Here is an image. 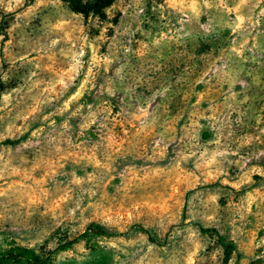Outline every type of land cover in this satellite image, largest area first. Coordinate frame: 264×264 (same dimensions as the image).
Segmentation results:
<instances>
[{
  "label": "clouds",
  "instance_id": "clouds-1",
  "mask_svg": "<svg viewBox=\"0 0 264 264\" xmlns=\"http://www.w3.org/2000/svg\"><path fill=\"white\" fill-rule=\"evenodd\" d=\"M0 264H264V0H0Z\"/></svg>",
  "mask_w": 264,
  "mask_h": 264
}]
</instances>
